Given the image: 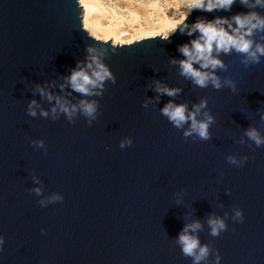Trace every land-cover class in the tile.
Returning <instances> with one entry per match:
<instances>
[{"label": "water", "instance_id": "water-1", "mask_svg": "<svg viewBox=\"0 0 264 264\" xmlns=\"http://www.w3.org/2000/svg\"><path fill=\"white\" fill-rule=\"evenodd\" d=\"M248 11L236 0L227 12L192 10L186 23ZM82 28L78 0H0V264H192L173 243L186 215L201 222V244L218 249L219 264H264V147L250 149L246 138L237 143L250 125L264 135L257 111L264 110V58L245 68L235 51L220 54L228 69L217 74L231 77L238 92L202 89L171 63L184 59L178 46L196 36L177 30L168 41L149 36L117 44L96 42ZM104 41L110 44H99ZM86 46L102 53L116 76L96 98L97 120L89 127L83 117L71 124L63 115L30 117L31 99L52 107L32 95L35 84L68 75ZM154 80L181 92L144 108L146 98L156 97L149 87ZM203 97L216 120L212 138L185 140L160 109L170 100L191 109ZM81 98L68 97L71 103ZM124 137L133 144L122 150ZM37 139L46 152L30 144ZM229 154L249 159L237 168L226 161ZM34 187L43 188L45 199L61 194L63 202L41 207V197L27 191ZM181 189L177 205L174 194ZM233 205L243 211V223L231 220ZM225 212L228 230L211 237L207 217Z\"/></svg>", "mask_w": 264, "mask_h": 264}, {"label": "clouds", "instance_id": "clouds-1", "mask_svg": "<svg viewBox=\"0 0 264 264\" xmlns=\"http://www.w3.org/2000/svg\"><path fill=\"white\" fill-rule=\"evenodd\" d=\"M240 4L250 11L247 13H238L231 18L215 17L208 21L197 19L189 25L186 23L188 15L192 10L204 12L230 11L236 0H187V13L182 20L168 26L159 32L149 33L151 39L159 38L168 41L170 36L179 30L180 34L196 36L187 44L178 46V51L184 59L171 63L178 65L179 75L190 80L198 88L211 87L214 90L228 88L232 93H237V84L231 77L222 78L217 73L226 72L228 65L221 59L220 54L230 55L233 51L239 54L241 59L239 63L245 68L259 65L264 58V43L257 42L255 38L259 34V40L264 41V15L252 9H264V0H239ZM87 34L89 32L82 28ZM90 35V34H89ZM94 40L99 37L90 35ZM131 43V41H129ZM107 47L110 43L104 41ZM113 47V54L116 53ZM85 57L78 60L74 68L69 70L68 75H59L56 80L45 81L42 84H35L32 89L33 96H39L49 102L52 107L45 110L40 107L37 100L31 99L27 103L26 111L30 117H39L55 121L62 115L68 123H74L79 117L85 119L86 124L91 127L93 122L100 115V104L96 98H102L106 91L107 84H116V76L105 63L102 53H98L94 46H86ZM196 65V66H194ZM198 66V67H197ZM59 81V83H57ZM156 92L153 100L145 99L142 107L148 108L149 104L159 102L160 96L175 98L180 94V88H169L160 81L154 80L149 86ZM58 89V92H53ZM58 93H62L58 94ZM73 93L82 97L77 103H71L68 99ZM208 99L203 97L199 103L193 104L191 109L187 103L176 104L170 100L160 109V114L178 131H181L185 140L208 141L212 138L210 128L216 123L214 116L207 107ZM39 113L37 112V109ZM259 114V123L264 127V110H257ZM187 126V127H186ZM251 141L248 145L250 149L264 147V135L257 127L249 126L242 132L241 138L237 141L240 145L245 144V139ZM30 144L37 149L47 151L45 142L42 139L32 140ZM133 140L130 137H124L119 141V148L130 147ZM254 159V157H252ZM249 159L247 155L229 154L226 156L228 164L237 168L242 167ZM223 176V172L220 173ZM32 182L39 185L40 179L32 175ZM29 193H34L41 197L37 203L41 207H47L50 204L63 202L64 197L56 192L51 193L46 199L42 198L43 188L34 187L27 189ZM226 194L228 192L226 191ZM176 204L182 201L183 189L175 194ZM229 218V212H225L223 217L210 215L206 219L209 228V235L213 238L219 237L221 233L228 230L226 221ZM185 223L173 243L179 247L182 256L190 258L192 264H209V257L212 256V264H219L221 257L218 249H215L212 243L201 244L199 233L203 230V225L199 220L188 222L189 217H184ZM231 220L235 223H243V211L233 205L231 208ZM235 232V229L232 230ZM44 232V229H41ZM4 244V237L0 235V249Z\"/></svg>", "mask_w": 264, "mask_h": 264}, {"label": "rangeland", "instance_id": "rangeland-1", "mask_svg": "<svg viewBox=\"0 0 264 264\" xmlns=\"http://www.w3.org/2000/svg\"><path fill=\"white\" fill-rule=\"evenodd\" d=\"M79 4L80 3V0ZM94 5L82 7V26L89 34L123 44L149 37L167 29L187 13V0H83ZM87 18L84 26L83 19Z\"/></svg>", "mask_w": 264, "mask_h": 264}, {"label": "bare ground", "instance_id": "bare-ground-1", "mask_svg": "<svg viewBox=\"0 0 264 264\" xmlns=\"http://www.w3.org/2000/svg\"><path fill=\"white\" fill-rule=\"evenodd\" d=\"M80 3H81V6H83L84 9L87 11L92 10L94 8V5L90 2H85L83 0H80ZM83 24H84V26L87 24V18L86 17H84V19H83Z\"/></svg>", "mask_w": 264, "mask_h": 264}]
</instances>
